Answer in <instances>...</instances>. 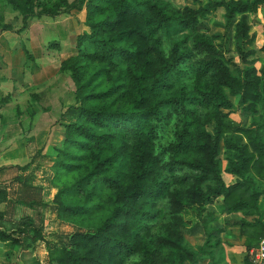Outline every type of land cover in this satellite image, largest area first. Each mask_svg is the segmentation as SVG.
I'll list each match as a JSON object with an SVG mask.
<instances>
[{
    "label": "trees",
    "instance_id": "16d2710c",
    "mask_svg": "<svg viewBox=\"0 0 264 264\" xmlns=\"http://www.w3.org/2000/svg\"><path fill=\"white\" fill-rule=\"evenodd\" d=\"M8 2L20 16L16 33L32 19L85 12L87 31L59 68L69 73L75 106L61 117L52 184L58 217L74 218L89 230L51 243L24 218L13 232L0 230V242L21 246L31 233L33 242L45 243L54 264H194L197 255L185 248L184 236L196 224L185 216H200L222 198L228 214L243 217L247 252L258 244L264 224L246 217L258 213L264 193L258 186L264 183V70L251 65L254 52L245 46L254 40L247 15L264 0H207L182 10L166 0ZM220 8L226 24L216 46L200 27ZM231 26L246 65L236 74L229 68ZM5 31L14 29L0 25V34ZM184 32L189 34L179 36ZM231 98L243 112L258 115L248 127L229 118ZM170 124L173 139L157 152L159 129ZM221 143L227 153L223 172L236 178L232 184L222 177ZM6 202L0 191V203Z\"/></svg>",
    "mask_w": 264,
    "mask_h": 264
},
{
    "label": "rangeland",
    "instance_id": "374dc122",
    "mask_svg": "<svg viewBox=\"0 0 264 264\" xmlns=\"http://www.w3.org/2000/svg\"><path fill=\"white\" fill-rule=\"evenodd\" d=\"M166 1L178 10L186 6L198 8L200 3H207V0ZM84 20L85 12H73L56 20L32 19L24 31L16 33L21 27L20 16L8 0H0V25H10L14 29L5 34L6 39L2 44L11 42L15 46L11 53H6V48H0L2 57L8 58L0 60V64L9 70L8 79L16 77L15 83L18 84L16 92L11 94L13 99L8 96L7 100L0 102V168H6L3 178H0V191L7 195V202L0 203V230L13 232L27 218L35 227L42 228L46 242L58 244L64 243L72 233L89 230L79 226L74 218L58 217L53 206L57 189L52 184L56 149L60 147L64 132L61 117L68 108L75 106L74 86L69 73L61 72L59 68L64 60L75 54L77 36L87 31ZM247 20L251 25L249 34L254 35L253 42L245 46V51L254 52L248 60L257 70H264V53L260 51L264 46V4L259 6L256 13L248 14ZM225 24L224 10L220 8L204 17L200 32L213 38L214 44L219 46ZM186 34L189 33L184 32L179 36ZM228 34V58L232 61L229 68L236 74V67L242 69L246 65L240 62L236 51L238 42L232 26ZM168 47L169 43H164L165 50ZM231 101L234 110L229 118L248 127L252 118L258 115L243 112L237 98H231ZM66 120L69 121L68 118ZM172 133V124L159 129L157 152L172 141ZM218 157L224 182L234 183L236 178L223 172L227 153L222 143ZM24 167L25 170L22 169ZM258 186L264 191V183ZM29 202H33L32 208L27 206ZM259 202L258 213L246 217L248 222L257 219L264 224L259 211V205L264 210V193ZM185 218L196 224L184 236L185 248L197 255L194 264H248L245 247L247 236L239 226L243 217L240 213L228 214L222 198L206 205L200 216L193 211ZM84 222L88 224V221ZM25 237L22 235L20 239ZM32 238V234L28 233L21 246L3 245L0 248V264H54L49 261L45 243L33 242ZM207 238L210 241L205 246ZM215 241L219 245L212 247Z\"/></svg>",
    "mask_w": 264,
    "mask_h": 264
},
{
    "label": "crops",
    "instance_id": "0c3cea01",
    "mask_svg": "<svg viewBox=\"0 0 264 264\" xmlns=\"http://www.w3.org/2000/svg\"><path fill=\"white\" fill-rule=\"evenodd\" d=\"M8 32H11V31H5L2 34H0V48H6V50H7L6 53H11V51H13L15 49V46L14 45L12 46L11 42H9L8 44L7 43L2 44V41H4V39H6L5 34ZM6 58H7V56H5L3 58L2 55L0 54V60L5 61ZM3 66L0 64V102L7 100L6 97H8V96H10V98H12L11 94L16 92L17 85H18L17 83H15L16 77H11L10 78L11 80L8 79V77H9L8 73H10V72H9V70L7 71V67H3ZM21 89H23V88H21ZM12 101H14V100H12ZM9 103H10V101L5 105L7 106ZM1 104H3V103H1ZM0 112H1V109H0ZM4 169H6V168H0V178H3V173L5 171ZM259 204H260V202H259ZM259 211H260V218L264 219V210H263V208L260 207V205H259ZM3 245H7V243L0 242V248L3 247ZM247 263L249 264L248 258H247Z\"/></svg>",
    "mask_w": 264,
    "mask_h": 264
},
{
    "label": "built area",
    "instance_id": "2783aa9c",
    "mask_svg": "<svg viewBox=\"0 0 264 264\" xmlns=\"http://www.w3.org/2000/svg\"><path fill=\"white\" fill-rule=\"evenodd\" d=\"M249 264H264V237L247 252Z\"/></svg>",
    "mask_w": 264,
    "mask_h": 264
}]
</instances>
